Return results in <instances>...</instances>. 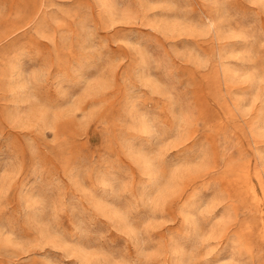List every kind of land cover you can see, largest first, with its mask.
<instances>
[{"label": "rangeland", "instance_id": "1", "mask_svg": "<svg viewBox=\"0 0 264 264\" xmlns=\"http://www.w3.org/2000/svg\"><path fill=\"white\" fill-rule=\"evenodd\" d=\"M0 264H264V0H0Z\"/></svg>", "mask_w": 264, "mask_h": 264}]
</instances>
